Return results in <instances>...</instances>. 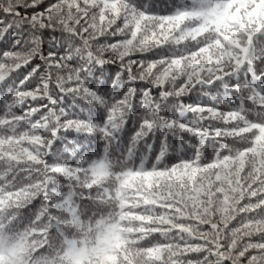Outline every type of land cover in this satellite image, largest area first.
<instances>
[{
	"label": "snow or ice",
	"instance_id": "1",
	"mask_svg": "<svg viewBox=\"0 0 264 264\" xmlns=\"http://www.w3.org/2000/svg\"><path fill=\"white\" fill-rule=\"evenodd\" d=\"M44 5L0 0V42L13 36L12 47L0 49V85L18 79L0 95V264H264V0H181L167 14L136 0ZM46 30L61 33L63 54L44 53ZM147 53L155 58L132 59ZM106 65L117 66L114 76L103 75ZM97 72L103 79L93 87ZM241 73L246 82L229 83ZM134 82L149 85L139 113L137 90L127 86ZM217 82L222 102L235 104L230 110L183 103L198 86ZM69 97L73 107L77 99L89 106L87 119L61 106ZM171 98L192 122L167 114ZM129 120L138 127L125 147ZM204 121L224 127H200ZM69 130L98 134L103 158L49 164L45 158ZM178 133L173 152L169 138ZM209 140L219 147L205 162ZM80 150L65 148L72 156ZM173 155L179 159L170 163ZM77 188L81 200L93 199L95 188L97 205L111 202L108 218L85 225ZM150 239L156 243L143 246Z\"/></svg>",
	"mask_w": 264,
	"mask_h": 264
},
{
	"label": "trees",
	"instance_id": "2",
	"mask_svg": "<svg viewBox=\"0 0 264 264\" xmlns=\"http://www.w3.org/2000/svg\"><path fill=\"white\" fill-rule=\"evenodd\" d=\"M48 0H45V5L47 6ZM136 2L140 5L147 4L150 6L151 11L158 12L160 14H167L169 11L172 10V6L181 3V0H136ZM41 8H38L37 11H41ZM21 12L23 13V9H21ZM30 14V13H29ZM0 19H4L3 14H0ZM114 39H120V37L112 38L108 37L107 41L111 42ZM42 49L45 54H47L49 51H54L57 52L58 54H63L65 50L68 48V45L61 39V33L53 32L51 30H46L43 33L42 36ZM105 39H101L100 43H105ZM13 43V36L12 34H9L8 37L0 42V49L3 50H8L12 47ZM155 58L153 53H147V54H135L132 59L135 60H150ZM40 61L37 60L36 63H39ZM71 67H79L80 66V61L78 58L74 59L73 61L70 62ZM33 67L35 66L34 64L32 65ZM30 68L24 69L19 76V79H22L24 75L27 74L28 71H30ZM117 71V66L116 65H106L104 69V76H109L115 75V72ZM133 71H136L135 66L133 67ZM66 75V73H62ZM13 79H16V82L18 83V79L16 77H13L12 79H9L6 84L0 85V95H3L5 91H7L9 85L12 84ZM38 79V77H37ZM103 77L99 72L96 73V76L94 78L95 83L92 84L93 87L96 86V83H99ZM249 79V77L246 76V74L241 73L239 80L237 81L236 78H233L229 83L234 84L236 82L244 83L246 80ZM124 80L127 81V74L124 76ZM111 84V80L107 81V85ZM107 85L103 86L101 88V91H106L107 90ZM34 86V84L29 85ZM127 86H131L136 88L137 90V95L134 99V108L133 111L136 113L141 112V107H140V99H141V92L144 88L149 87L144 82H134L130 83ZM58 90L55 88L53 89V94L56 95ZM152 95L156 98H158L159 93L158 90L153 89L152 90ZM224 95V90L222 85L217 82L213 85H206L203 87H197L194 91H192L190 94L184 96L183 103L184 104H192V105H202V106H214L220 108L222 111H228L230 110V107H234L235 104L232 105H227L222 102V98ZM232 95H236L235 92L232 93ZM40 103H47V101H37V102H31L29 101L27 104L23 106V108L18 109V111H23V109L32 106V107H37L39 106ZM73 101L72 98H66V102L61 105L69 110L70 113H75L76 115L79 116L81 119H87L89 116V106L81 99H77L75 101V106L73 107ZM165 106L168 108V115H175L178 119H182L183 122L189 123L194 120L193 114L192 113H187L185 116L180 117L178 113L176 112V100L174 98L169 99L168 101L165 102ZM251 106V105H249ZM43 110L41 113H39L37 116L34 117V119H39L40 115H43ZM100 113H95V118L99 119ZM250 119H257L255 115H250ZM209 125L212 126H219V127H224L222 122H217V121H204L202 122L199 126L200 127H208ZM136 127H138V123L136 125L133 124L132 120L128 121V124L126 125V130L123 134V143L126 147L128 140L132 133L136 130ZM44 135H48L47 133H44ZM179 133L177 134V137L169 138V143L174 146L173 152H175V146L178 145L179 141ZM184 138L187 139H192L193 142H195L194 138L189 137L187 133L184 134ZM221 142H226L229 144H233V140L231 138H220ZM79 145L81 146V150L77 151L75 156H72L70 152H66L65 148L72 149L74 146ZM239 146V145H237ZM158 147V145H157ZM214 147H219V143L213 140H209L206 143V152H205V162H208L212 157H213V151ZM103 148L104 145L99 139L98 134H93V135H85L81 133H77L73 130H69L67 132H62L61 133V140L60 142L56 143L54 145V151L53 153L49 156L46 157L45 159L49 164L52 163H57V162H62V161H72L73 163L78 162L81 159H96V158H103ZM190 155V153H189ZM119 156V153L113 151L111 154L110 162L115 165L116 159ZM179 159L178 156L173 155L170 157L169 162L173 163L176 162V160ZM139 163V160L137 159V164ZM152 160H149L148 162V167H151ZM124 167V165L121 163L120 165L117 166V171L120 170V168ZM58 179H61L58 177ZM83 179V177H82ZM106 183L108 185H111L113 181L111 179L107 180ZM67 191V189H64ZM81 189L77 188V198H76V203L80 205V212L83 216V223L87 225L90 221L93 223V226L95 224V219L101 218L103 216L104 219L108 218L109 211L111 209V202L109 203V207H102L100 205H97L95 203V193L96 190L95 188L91 190V193L93 195V199H84L81 200L79 198ZM85 192V195L88 194V190H83ZM41 201L38 199L34 201V204L24 213L25 216H29L35 209L39 208ZM70 236L73 234L70 233ZM77 238L79 236L77 235ZM57 246H59V239L57 238L56 240ZM156 243L155 239H150L145 242H143V246L147 247L150 246L151 244ZM193 259H196L197 256L195 254L192 255ZM137 264H140L138 261Z\"/></svg>",
	"mask_w": 264,
	"mask_h": 264
}]
</instances>
